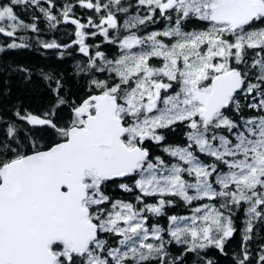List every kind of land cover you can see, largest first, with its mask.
I'll return each mask as SVG.
<instances>
[{
  "label": "snow or ice",
  "instance_id": "obj_1",
  "mask_svg": "<svg viewBox=\"0 0 264 264\" xmlns=\"http://www.w3.org/2000/svg\"><path fill=\"white\" fill-rule=\"evenodd\" d=\"M0 264H264V0H0Z\"/></svg>",
  "mask_w": 264,
  "mask_h": 264
}]
</instances>
